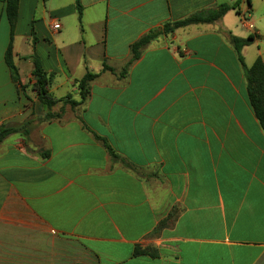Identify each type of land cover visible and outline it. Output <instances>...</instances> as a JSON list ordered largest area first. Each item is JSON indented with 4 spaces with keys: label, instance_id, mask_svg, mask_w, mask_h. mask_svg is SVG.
I'll return each instance as SVG.
<instances>
[{
    "label": "crops",
    "instance_id": "obj_1",
    "mask_svg": "<svg viewBox=\"0 0 264 264\" xmlns=\"http://www.w3.org/2000/svg\"><path fill=\"white\" fill-rule=\"evenodd\" d=\"M80 3L81 24L76 0L19 1L21 88L0 1V128L29 127L0 142V264H264V130L232 43L257 37L241 54L264 62V0ZM236 3L151 42L121 76L150 31ZM33 57L60 118H46ZM87 73L99 77L72 108Z\"/></svg>",
    "mask_w": 264,
    "mask_h": 264
},
{
    "label": "trees",
    "instance_id": "obj_2",
    "mask_svg": "<svg viewBox=\"0 0 264 264\" xmlns=\"http://www.w3.org/2000/svg\"><path fill=\"white\" fill-rule=\"evenodd\" d=\"M5 4V12L10 24V44L6 53V63L10 68L13 81L18 84L21 88H23L20 76L17 68L14 66L12 61V44L14 40L15 28L18 20V8L20 0H0ZM250 4V0H247ZM77 10L79 15V22L81 24L83 17V8L80 3V0H76ZM237 3L234 5L223 4L218 6L215 9L204 10L198 12L184 20L166 23L162 27L150 31L147 35L142 37L136 43L131 45V58L127 62L124 67L121 76H123L128 69L135 63L141 56L142 51L153 41L157 40L159 37L167 36L172 34L177 29L184 28L190 25L197 24H210L220 20L223 16H225L230 10L235 9ZM257 37L249 36L246 39H241L237 37H232V43L238 53L240 63L243 66L245 77L247 80V88L249 100L254 110V113L260 122L261 127L264 130V62L261 58H258L255 63L251 67H247L244 62V58L242 57V49L246 46L251 45ZM34 61V69L32 71V75L36 81L34 88L38 94V99L47 110L46 118L47 120H52L56 118H60V114H52L51 110L55 107L60 100L56 99L48 90V86L50 83V77L43 70L40 60L37 57H33ZM103 71H110L114 73V70L104 64ZM99 77L98 74L87 73L80 81H78V88L80 94V101L71 100L68 103L72 106V108L82 105L90 95V84ZM24 133L26 136L29 135V127L28 124L20 127L13 126H3L0 128V142H2L9 135L14 133ZM105 145L108 149L109 155L113 163H119L124 168L136 171V169L130 165L124 158L117 155L110 146H108L105 142ZM136 173V172H135ZM165 224V223H164ZM163 226V223H162ZM136 255L142 254H150L147 249H139L136 247L135 249Z\"/></svg>",
    "mask_w": 264,
    "mask_h": 264
},
{
    "label": "built area",
    "instance_id": "obj_3",
    "mask_svg": "<svg viewBox=\"0 0 264 264\" xmlns=\"http://www.w3.org/2000/svg\"><path fill=\"white\" fill-rule=\"evenodd\" d=\"M248 15H243L242 17V24L243 25H246L248 23ZM51 29L54 31V32H58L60 29H61V24L59 22H55L53 23V25L51 26Z\"/></svg>",
    "mask_w": 264,
    "mask_h": 264
}]
</instances>
